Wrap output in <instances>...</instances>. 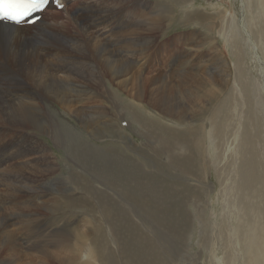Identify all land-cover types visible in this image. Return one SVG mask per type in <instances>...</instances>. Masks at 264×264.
<instances>
[{"label":"bare ground","instance_id":"obj_1","mask_svg":"<svg viewBox=\"0 0 264 264\" xmlns=\"http://www.w3.org/2000/svg\"><path fill=\"white\" fill-rule=\"evenodd\" d=\"M60 1L65 5V9L70 2V0ZM179 1L180 3L182 1L185 2V0ZM245 1L247 6L243 0L240 2L243 13L245 9H249L252 0ZM54 3V0H50L48 7L43 11V13H46L52 5H54ZM258 3L261 7H258V10L260 11V9H262L263 12L261 14V12L258 11L259 14L257 15H261L262 17H260L264 18V0H258ZM107 6L106 2H103L102 0H99V2L95 1L93 4L87 2L86 0H75L73 4L74 9L83 10L84 13L79 14L75 18L74 22L69 19L64 22H57L54 20L51 24H39L37 22L34 25L32 33L29 32V27L24 26L26 25L24 23L14 25L9 22L0 21V123H12L23 126L25 129L33 130L41 128L43 132L45 131L49 133L56 142V138H59L58 118L55 111L49 106L58 105L66 112L67 115L68 113H74L75 117L79 119L82 125L87 127V129H93V125L91 126L87 123V121L90 122L91 118L93 119L95 116L98 120L100 119L104 121H108L107 119L111 114H113L116 119L121 118V120L129 116V119L133 122V124L138 125L143 132H147L150 137L157 142V146L153 147V149L155 159L160 164L158 166V168L160 167L159 170L167 172L172 178H174V171H178L182 175L186 176L185 178L191 179L192 182L196 184L197 188L192 186L193 183L187 185L186 180L181 182H174V180H172L168 183L163 181L162 183L157 176V179H154L155 176H153L154 178L142 177L141 173L138 175V170H135V168H127V166L122 162V155H114L116 148L114 149L115 152L112 150L113 152L108 153V155L110 153L113 154L109 155L113 156L111 160L104 155L101 156L102 154L100 155V152H98L99 156L96 155L95 160L104 164L106 171H109L106 176H101V179L106 183L105 186L115 187L116 184L120 182L121 186L118 184V187L125 192L126 197L130 199V201H134L133 207L138 213L141 212L142 215L136 216L138 217V225L134 224L131 222L133 220H129L126 213L122 210V207L120 206L121 204L119 203L120 205H118L116 204V201L115 203L112 200L114 199L112 196L105 194L99 195L96 193V187L92 188L89 185H84L82 187V190H85L90 196L88 198L73 199L69 196H65L64 198L62 196V199H56L57 201L54 202V205H51L52 211L53 209L56 210L61 205L66 208V210H64L66 212L80 210L83 216L89 218L95 226V229H89L90 231L87 230V233L81 232V229H77L79 234H76L77 236L73 237L75 239L81 238L84 242L74 244L78 248L75 253H77L78 257L85 258V262H83L84 264H184L183 262L186 263L188 260L183 256L184 254L182 255L181 251L183 248H185L187 252L189 249L193 250L191 249L193 246L191 240L192 235L196 233L195 235L198 237L197 245L203 252L197 261L193 263L188 262L186 264H206V262L203 261L206 250L208 251H206L208 253L207 255H209V258L215 264H264V165H262L261 158L259 159V156H257L255 144L252 141L254 136L249 131V125L243 123L241 119L242 116H235L233 113L235 110L232 112L227 103L221 102V90H217V75L214 76V73H206L205 69L203 77L209 80L206 81L198 76L199 74L195 75L198 73V70H200L196 67L194 69L195 74L193 72H184L179 74L178 81L176 80L177 84L174 87H170V85H167L164 81L163 85L157 89L156 95H152L150 91H148V93L145 91L144 93L150 95L149 99L150 103H152L151 105H153L156 110L163 111L168 117L170 116L179 128H173L159 121L154 120V122L153 120H145L142 118L138 114L139 112H136L135 110L139 106L137 101L142 102L144 97L140 95V93H132L133 90H140L141 87L138 86L139 84L136 83V81H133L134 77L137 75L136 73L138 72L134 73L133 70L135 69V66H138L137 69L141 70L145 67L144 64L139 65V60L136 59L138 58V55L141 57V54L143 57V53L145 52L140 53L142 49H140L139 46L141 44L138 45L137 42H146L147 46L150 42L152 43L155 39L152 35L153 32L164 31L165 23L169 22V17L164 16L161 17L163 19H157L156 16L149 17L147 14L146 16L148 17L143 19V26H139V28H137L138 23L134 22V20V23H131V27H136L131 30L133 37L128 38V40L119 36L120 38L118 37V39H116L112 34V30H116L118 27H110V29H108V8L110 7ZM114 6L116 8V5ZM140 13L142 14V12H139V14ZM243 13L242 16L244 17ZM139 14L137 15L138 18L141 17ZM200 18V16L199 18H195V21ZM41 20L42 18L40 19V22ZM253 21L255 20L253 19ZM75 24L80 31V34L77 36L73 35ZM256 25H258V23ZM242 26L244 29L243 32L248 40L247 42L250 46H252L256 60L261 65L262 77L264 78V60L260 59L261 56L258 46L252 39V32H250L247 28V23ZM233 34V38L240 35L239 32L236 34L234 32ZM50 39H53V41L48 42ZM114 45L115 47H113ZM150 47L152 46L150 45ZM165 47L166 46H162V51L169 55V51H167V47ZM148 55L149 54H147L146 57H148ZM170 57L172 58V56ZM88 58L95 60L93 65L95 63L103 65V67L108 70L107 73L100 72L98 75L96 72L91 70L82 71V69H84L87 65L86 60ZM153 58L158 59L157 56H154ZM91 60H89L88 63L93 62V60ZM177 67H175V69ZM226 67H229V64ZM226 71H228V69ZM111 74L114 75L115 81H117L116 84H113L114 79H107L106 75L109 76ZM128 75H131L133 78L123 81L122 77H126ZM187 75H190L189 79L193 80L190 81L192 84L189 82L191 86L188 82L185 83L184 78L188 79ZM108 83L111 84L113 88H109ZM130 83L132 84L130 85ZM220 83H223V81ZM129 85L131 88H128ZM187 85L189 86L188 88L193 89V91L191 90L192 92L186 91L188 94L187 98L190 99L189 102L193 104V106H190L189 108H187L186 105H178L179 103H175L176 97L172 96L168 92L170 89H184ZM195 85L197 86V92L194 90ZM206 85L211 88L205 94L206 99L210 100L209 102L211 107H213L212 105L214 103L216 104L214 110H212L207 116L210 124L209 128L211 130L204 133V128L189 126L201 123L203 121L202 117L206 114L204 108L206 104L204 105L203 91V88L205 89ZM118 89H122L127 92V95L132 98L131 100L134 104L131 102L128 105H119L120 99L122 98L119 100L116 98L118 95L116 90ZM183 92L184 91L179 94V98H181V94ZM225 92L223 97L226 95ZM92 101L98 106H83L76 110L72 109L74 108V103H80L87 106L88 102ZM104 104H111L112 112L107 110ZM234 109H236V107ZM249 113L250 111L246 113L247 119H249ZM254 118L256 122L257 117ZM53 121L56 125L52 123ZM103 125V123L102 125L100 123V128H102ZM258 126L259 128L264 127V122L260 117ZM64 128L66 127L64 126ZM100 130L101 133H104L108 129L104 128ZM35 135H37V133ZM60 135L63 137L62 133ZM66 136L67 139L70 137L68 133ZM121 137L122 136L120 135V138ZM65 139L66 138H62L64 148L72 155L80 159L84 167H88L93 163L88 154H85L86 152H79L75 150L73 146L69 147L64 143ZM67 141L69 142L70 139ZM220 141H225L226 143L229 141V143L232 142V145L231 147L227 145L229 149L226 150L225 148L223 151L221 148L218 149ZM108 148L110 147H107V149ZM146 148L149 147L147 146ZM211 151L213 159H211ZM91 153H93V151ZM204 153L206 161H204V159L201 160L198 157L200 155L204 156ZM230 156L232 160H229ZM222 160H226V162L228 161L227 165L224 166ZM110 165L111 168H108ZM212 166L217 167L221 173L218 179L222 185V194L219 192L220 190L218 191V189L212 185L210 183L211 181L209 182L207 178L212 170ZM101 171L103 170L101 169ZM36 175H38V173ZM0 177L2 179V176ZM11 179L12 178L8 180ZM52 181L53 180H51L50 183H52ZM125 182L126 184H124ZM154 183L157 185L155 186ZM199 185H202V187ZM91 188L95 189L96 192L92 191ZM32 189H30V191ZM38 191L39 190H37V192ZM122 191L119 192H121L122 195H125ZM216 193H220L223 196V212L219 215H217V209L214 208L215 202L214 199H212ZM122 195L120 194V196ZM120 196L118 195L119 198ZM215 197L217 198V195ZM96 198H98L99 201L97 204L94 202ZM122 201L125 202L124 200ZM131 203L132 202H130V204ZM50 204L48 202V205ZM42 206L44 205L42 204ZM131 210L133 211V209ZM95 213H101V216L105 219L106 226L105 231L103 230L105 235L102 241L100 233L101 229L99 225L97 228V223L100 221L97 222L99 217L97 219V216H93ZM103 219L99 220L102 221ZM211 219L222 220L215 222L212 221L214 223L210 224L209 220L211 221ZM23 223L22 227L24 229H29L31 227L34 228L35 226L32 221ZM101 225H103V223H101L100 226ZM209 230H214L213 232L217 234V237L211 238L210 235L207 236L206 234H208ZM108 235L112 236L111 241H113V243H117L116 249L114 248V250H116L115 252L110 249V237ZM9 237H11V234H9ZM70 238L71 237L69 236V239ZM225 238L228 241L231 253H223L222 258H220L221 256H219V250L226 242ZM11 240H13V236L11 237ZM66 240L61 235L56 236L52 244L60 243L63 248H68L71 245L66 244L68 243ZM207 243L211 245V249H209L210 247L206 245ZM66 253H69V251ZM65 258L66 257L64 256L63 259ZM76 259L77 257H72V263ZM226 260H228V263Z\"/></svg>","mask_w":264,"mask_h":264},{"label":"rangeland","instance_id":"obj_2","mask_svg":"<svg viewBox=\"0 0 264 264\" xmlns=\"http://www.w3.org/2000/svg\"><path fill=\"white\" fill-rule=\"evenodd\" d=\"M74 1L75 0H70L66 9L64 8L65 7L64 4H63V8H59L54 3V5H52V7L46 13H43L41 15L42 20L41 22L39 21L38 23L39 24H43V23L51 24L52 21L54 20L57 22H64L68 19L74 22L75 18L79 14L84 13L83 10L74 9L73 7ZM86 1L92 4L95 3V1L99 2V0H86ZM102 1L106 2V6L108 5L107 7H110L108 8L109 10L108 29H110V27L111 28L118 27L116 28V30L115 29L112 30V34L114 38L116 39H118L119 36L124 39L133 37V33L131 32V30H133L136 27H131L132 25L131 23H134V22L138 23L137 28H139V26L140 27L143 26V19L148 17L146 16L147 14L149 15V17L156 16L157 19H163L161 17H164V16L169 17L168 18L169 22L165 21L166 23H165L164 31L162 30L161 32L160 31L153 32L152 35H153V38H155L154 39L155 41L153 40L152 43L150 42L148 46L146 45L147 44L146 42H144L145 44L143 43V41H139L141 43L137 42L138 45L141 44L139 46V48L142 49L140 53H143L144 51L145 52L143 53V57L141 54V57L140 55H138V58L136 59L139 60L138 61L139 65L144 64L145 67L143 68V70H141V69H137L138 66H135V69H134L135 71L133 70L134 73L138 71L133 81L134 82L136 81V83L139 84L138 86H141V87H140V90H133L132 93L133 94L140 93V95L144 97L142 102L137 101V103H139V106L138 108H136L135 111L139 112L138 114L145 120L146 119L147 120L150 119L153 121L155 120V121L164 123L165 125H168L170 127L179 128L176 126V124L170 118V116L168 117L163 111L156 110L155 107L151 105L152 103H150V99H149L150 95L149 94L147 95V93L148 91H150L152 95H156L157 89L163 85L164 81L166 82L167 85H170V87L171 86L174 87L177 84L179 74L184 73V72L194 73L195 67L199 68L200 70H198V73L196 74L194 73V74L195 75L199 74L198 76L205 79L203 77L204 76L203 73H205V69H206V73H210V74L214 73L213 74L214 76L217 75L216 76L217 83H218L217 90L219 91L221 90V94H220L221 102L227 103V105L232 110V112L233 110H235L233 112L235 116L237 115L239 117L242 116L241 119L243 123L249 125V131L254 136L252 141L255 144L257 156H259V159L261 158L262 165H264V127L259 128L258 126L259 117L264 122V78L262 77L261 65L256 60V56H255L254 50H252V46H250L247 42L248 40H247L246 35L243 32L244 29L242 26V25H246L247 23V28L249 29L250 32H252L251 33L252 39L258 46L260 56H261L260 59L264 60V49H263L264 48V45H263L264 44L263 42L264 41L263 39L264 38V32H263L264 31L263 29L264 28V24H263L264 18H261L262 17L261 15H257L259 14L258 7L261 8L259 6L258 0H252L251 6H249V9H245L244 13L242 11V7L240 3L242 0H185V2L182 1L181 3L179 0H111V1L102 0ZM243 1L246 4V1L245 0ZM59 2L62 4L60 0ZM113 4L116 5V8ZM138 11L142 12V14L141 13L139 14ZM259 12H261L262 14L263 10L260 9ZM242 13L244 17L242 16ZM114 14L116 15L117 18L115 17ZM138 14L141 17L138 18L137 16ZM199 16L201 18L195 21V18H199ZM253 19L255 21H253ZM170 21H171V24H170ZM257 23L260 26L256 25ZM24 26L29 27V32L31 33L33 32L34 25L29 26L28 24H26ZM234 32L235 34L239 32L240 35L235 36V38H233ZM79 34H80L79 28H77V25L75 24L74 29H73V35L77 36ZM50 41H53V39H50L48 42ZM163 43H166V44H163ZM150 45L153 48L150 47ZM162 46L167 47V51H169V55L162 51ZM113 47H115V45ZM147 54H149L148 57H146ZM154 56H157L158 59L153 58ZM168 56H169V60H168ZM170 56H172V58ZM159 57H160V61H159ZM91 59L92 58L90 59L88 58L86 60L87 65L86 67H84V69H82V71L91 70L93 72H96L98 75L100 72L107 73L108 70L105 69L103 65H99L97 63L93 65V63L95 62L94 59H92L93 62H89L90 63L89 64L88 61ZM202 60L203 61L206 60L204 61L205 63ZM228 64H229V67H226L228 66ZM177 66L180 68H178ZM175 67L177 68L175 69ZM225 69L226 70L228 69V71H226ZM106 76H107V79H112V80L114 79L113 84L117 83V81H115L113 74L109 76L106 75ZM187 76H188V79L184 78L185 83L186 82L189 83L190 81H193L189 79L190 75H187ZM122 78H123V81H126V80L132 79L133 77L131 75H128ZM219 79H222V80H219ZM205 80L209 81L207 79ZM222 81L223 83H220ZM131 84L132 83H130V85ZM130 85L128 86V88H131ZM221 86L224 88L226 87V88L224 89ZM108 87L113 88L112 85L109 83H108ZM188 87L189 86L187 85L185 86L184 89L179 88L175 90L170 89V91L168 90V92L172 96L176 97L175 103L177 104L179 103L178 105H186L187 108H189L190 106H193V104L189 102L190 99L187 98L188 94L186 92V91L192 92L193 89L192 88L190 89ZM209 89L211 88L207 85L205 89L203 88L204 105L206 104L204 107L206 114L205 116L202 117L203 121L193 126H189V127H195V128L197 126L199 128H204L205 129V131L203 130L204 133L211 130L209 128L210 124H209L207 116L212 110H214V107L216 104L214 103L212 105L213 107H211L210 102H209L210 100H207L205 97V94L208 92ZM194 90L195 92L198 91L196 85L194 86ZM116 91L118 93L116 98L118 100L122 98L120 99L119 105L120 104L128 105L131 102L133 103V101L131 100L132 98L127 95V92H125L122 89H118ZM145 91H147L146 94H144ZM182 91H184L182 93L183 95L181 94V98H179V94ZM224 92L226 95L223 97ZM73 105H74V108L72 109H75V110L83 106L85 107L98 106L93 101L88 102L87 106L82 105L80 103L78 104L74 103ZM104 105L107 110L111 111V108H112L111 104H104ZM49 107L55 111L57 118H58L59 138L58 139L56 138V142L53 140L52 136L49 133L45 131L43 132L41 128H37L38 130H33V129H25L23 126L15 125L12 123H9V124L0 123V125L2 124L0 126V172H1L0 176H2V179L0 177V264H84L83 262H85L84 261L85 258L83 257L80 258L77 256V253L75 252H76V249L78 250V248L76 245H74L76 243L78 244L83 243L84 240H82L81 238L75 239L73 236H77L79 234L77 229H81L80 231L84 233H87L88 231L95 229L93 222L90 221L89 218L84 217L82 212H80V210L78 211L75 210L73 212H66L64 211L66 210V208H64L62 205L59 206L56 210L53 209V211L51 208L52 207L51 205H54V202H56L57 200L62 199V196L63 198L65 196H69L73 199H81V198L90 197L85 190H82V187L84 185H89L92 188L96 187L95 189L97 192L95 191V189L91 188V190L95 191L99 195L105 194V195L112 196V198H114L112 200L114 202L116 201L117 202V203L115 202L116 204L118 205L121 204L120 206L122 207V210L124 211V213H126V216L129 218V220H133L131 222L138 225V220H137L138 217L136 216H140L142 214L141 212L138 213L136 209L133 207L134 201H130V199L126 197L125 192L122 191L120 187H118V184L119 186H121V183L118 182L115 187L113 186L106 187L105 181L101 179V176L103 175L106 176V174H108L109 171H106V167L104 164H102L101 162L99 163L95 160L96 158L95 156L96 155L99 156L98 152H100V155L102 154L101 156L104 155L108 159L110 158L109 160H111L113 156H109L111 153L109 155L108 153L113 152V151L115 152L114 149L116 148V152L114 155H117V156L122 155V158H121L123 160L122 162L127 166V168H130V169L135 168V170H138V172L136 171L138 175L139 173H141L142 177H145V178H150V177L155 176V178L154 177L153 178L154 179L159 178L162 181V183L163 181L168 183L172 180H174V182H181V181L186 180L187 185H190L193 183L191 179L185 178L186 176L182 175L178 171H174L175 173L173 174L174 178H172L167 172H163L159 170L160 167L158 168V166L160 164L155 159V154H154V149H153V147L157 146V142L154 141V139H152V137H150V135L147 132L146 133L143 132V130L138 125L133 124V122L129 119V116L126 115L127 117L125 116L126 118L121 120V118L116 119V117L113 114H111L109 118L107 119L108 121L106 120L104 121L100 119L98 120L95 116L93 117V119L91 118L90 122L87 121V123H89L91 126L93 125V129H87V127L82 125L80 120L75 117L74 113L73 114L68 113L67 115L66 112L62 110V108H60V106L58 105L49 106ZM235 107L236 109H234ZM248 111H250L249 119L246 118L247 116L246 113ZM188 115L191 116L190 114ZM254 117H257L256 122H255ZM52 123L56 125L54 121ZM100 123L101 125L102 123L104 124L103 127L101 126L102 128H100ZM42 125H46V124H42ZM64 126L66 128H64ZM98 126H99V129H98ZM104 128H107L108 130L104 133H101L100 129H104ZM36 133L37 135H35ZM61 133L63 134V137H61L60 135ZM67 133L70 135L68 139L66 136ZM120 135L122 136L121 138H120ZM62 138H66L64 143L67 144L69 147L73 146L75 150L79 152L80 151L84 153L86 152L85 154H88V156L92 159L93 163L90 164L88 167L87 166L84 167L80 159L72 155L70 152H68V150L64 148ZM69 139L70 141L68 142L67 140ZM208 145H209V142H208ZM227 145L231 147L232 142L229 143V141H227L226 143L225 141H220V145L218 149L221 148L224 151L226 148V150H228L229 147ZM147 146L149 148H146ZM107 147H110L111 149L110 148L107 149ZM27 151L30 153H28ZM92 151L93 153H91ZM210 154H211V159H213L212 151ZM198 157L201 160L204 159V161H206L205 153H204V156L200 155ZM131 158L134 160H132ZM230 159H231V156L229 160ZM222 161H223L222 163H224V166L227 165L228 161L227 162L226 160H222ZM108 168H111V165ZM101 169L103 171H101ZM42 170H45V171H42ZM36 172L38 173V175H36L37 174ZM220 175L221 173L219 172V169L217 167L212 166V170L210 174L207 176V178L209 182L211 181L210 183L214 185L218 189V191L220 190L219 192L222 194L221 192L222 185L218 179ZM10 178L12 179L8 180ZM34 180H37V181H34ZM51 180H53L52 183H50ZM96 180H97V183H96ZM124 184H126V182ZM154 184L155 186L157 185L156 183ZM192 186L197 188L195 183H193ZM200 187H202V185ZM30 189H32L33 191L31 190L32 191L31 192ZM37 190L39 191L37 192ZM119 191H122L125 195H122V193ZM220 193L219 194L216 193L212 197V199H214V202H215L214 208L217 209L216 210L217 215L223 212V207H222L223 196ZM120 194L122 196H120ZM118 195L120 196V198L118 197ZM216 195H217V198L215 197ZM122 200H124L125 202H123ZM47 201L49 202V204L50 203L51 204L48 205ZM94 202L97 204L99 202L98 198H96ZM130 202L132 203L130 204ZM42 204L44 206H42ZM47 207L49 208V211ZM127 209H129L130 212ZM131 209H133L134 212ZM95 214L93 216L94 217L97 216L96 217L97 219L98 217L99 219H103V217L101 216L102 215L101 213L100 214L95 213ZM209 218H210V214H209ZM99 219L97 222L100 221L99 222L100 224L103 223V225L101 226L99 223H97V228L99 225L101 229L100 233L102 236V239H101L102 241L105 235V232H103V230L105 231L106 224H105V219L102 220L103 222ZM221 220L222 219H219V220L211 219V221L209 220V222L210 224H213L215 221H221ZM28 221L33 222V225H35L34 228L31 227L29 228L30 229L29 230L28 228L24 229L22 227L23 226L22 223L23 222L25 223ZM84 224L86 225V227ZM213 231L214 230L212 231L209 230L208 234L206 235L207 236L210 235L211 238L212 237L216 238L217 234L214 233ZM9 234H11V237L13 236V240H11V237H9ZM195 234L196 233L192 235V240H191V243L193 245L191 249L193 250L189 249L187 252V250L183 248V250L181 251L182 255L184 254L183 256L188 260L186 263L188 262L193 263L197 261V259L202 255V252H203L197 245L198 237ZM60 235L63 236L65 240L68 237V239L66 240V242L68 243L66 242L65 243L71 246H69L68 248L64 247L65 248L64 249L60 245V243L52 244L55 237L60 236ZM69 236L71 237L70 239H69ZM108 236L110 237L109 239L110 249L115 252L116 250H114V248L116 249L117 243L115 242L113 243V241H111L112 239L111 235H108ZM225 240L226 242L224 243L223 247L219 250V254H220L219 256H221L220 258H222L223 253L224 254L231 253L228 241L226 238ZM206 245L210 247L209 249H211V245H209L208 243ZM68 251L71 254L66 253ZM206 251L204 253L203 261H205L206 264H215L211 261V259L209 258V255H207L208 251L207 252ZM71 255L72 257H77V259L73 263L71 261V258H72ZM64 256L66 257L65 259H63ZM226 262L228 263V260H226ZM183 263L186 264L185 262Z\"/></svg>","mask_w":264,"mask_h":264},{"label":"snow or ice","instance_id":"obj_3","mask_svg":"<svg viewBox=\"0 0 264 264\" xmlns=\"http://www.w3.org/2000/svg\"><path fill=\"white\" fill-rule=\"evenodd\" d=\"M54 2L57 7L63 8L59 0H54ZM49 3L50 0H0V21L34 24L41 19Z\"/></svg>","mask_w":264,"mask_h":264}]
</instances>
